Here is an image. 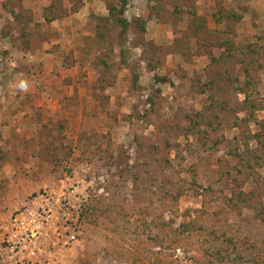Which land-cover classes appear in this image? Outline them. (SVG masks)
<instances>
[{
  "label": "rangeland",
  "instance_id": "rangeland-1",
  "mask_svg": "<svg viewBox=\"0 0 264 264\" xmlns=\"http://www.w3.org/2000/svg\"><path fill=\"white\" fill-rule=\"evenodd\" d=\"M2 18L0 205L79 180L84 235L60 264H264V0H0ZM70 29L95 32L78 98L47 94L50 70L26 52L62 55Z\"/></svg>",
  "mask_w": 264,
  "mask_h": 264
},
{
  "label": "built area",
  "instance_id": "built-area-1",
  "mask_svg": "<svg viewBox=\"0 0 264 264\" xmlns=\"http://www.w3.org/2000/svg\"><path fill=\"white\" fill-rule=\"evenodd\" d=\"M85 190L70 175L28 194L0 236V263L60 264L81 241Z\"/></svg>",
  "mask_w": 264,
  "mask_h": 264
},
{
  "label": "crops",
  "instance_id": "crops-1",
  "mask_svg": "<svg viewBox=\"0 0 264 264\" xmlns=\"http://www.w3.org/2000/svg\"><path fill=\"white\" fill-rule=\"evenodd\" d=\"M16 10H19V9H16ZM20 10H21V8H20ZM81 13H82V11L80 10V11L75 12L72 15L70 14L67 18L65 17L63 20L56 19V20H53L51 23L54 24V27H56V25H55V23H56V24H58L57 25L58 27L64 28L63 27L64 24H72V18H80V20L86 19L83 15H81ZM3 19L4 18H2L0 20V22H2ZM65 20H69V23H66L67 21H65ZM90 20L92 22L91 17H90ZM37 21L40 23H42V22L45 23L46 22L45 16H43V14L41 16H38ZM93 22H94V20H93ZM71 30L72 29L69 30V32L71 33L70 35L71 36L76 35V36H74V37L72 36L70 38V44L68 46H63L62 49H61V47L59 49L57 47H55L53 49L55 51L60 50L59 53L62 55L54 57L51 54V51H48V49L45 50V48L44 49L41 48L42 50H37L36 52L35 51L32 52L31 50L26 51V49L25 50L22 49V52L26 51L33 57L34 56L35 57L40 56L41 62L46 63L45 69L49 68L50 71L48 73H50V74H48V76L50 77L51 81H49L48 79H43V80H45V85H44L43 90H45V92L47 94H51V95H54L55 93H59L60 94L59 96L62 95L63 98H64L63 94H66V93H70L71 95L74 94L75 97H77V98L80 95H83V93L89 95L90 90H91L90 88H94V86H92L94 81H93L92 77L90 76V74L94 72V69L96 66L93 62H91L90 60H88V58H85V57L88 56V54H89V46H88L89 40L90 39L94 40L95 32H90V33L86 32L87 35H84V36H89L86 38V40H87V43H86V42H82L83 37H79L80 36L79 32L74 31V33H73V31H71ZM83 34H81V35L83 36ZM54 38L60 39V37L58 35H55ZM40 51H41V53H40ZM26 52H24V53H26ZM34 53H36V54H34ZM64 53L66 54V56L69 54H72V56H71L72 63L70 64V66H66V64L64 63V58H66V57H64ZM44 72H45V70H44ZM44 72H42V74ZM58 73H60V76L58 75ZM42 74H41V76H42ZM61 74H62V77H61ZM66 81H68V83ZM41 82H42V80H41ZM39 86H40V84H39ZM83 87L86 88V90H83ZM56 89H58L57 92H55ZM79 93H80V95L78 96ZM88 95H86V98L89 97ZM62 99H59V102H61ZM78 100H77V102H78ZM49 112H54V111H49ZM45 114L47 115L46 111H45ZM31 116H34V115L30 114L29 118ZM50 116H52V115H47L44 117L47 118ZM41 123H42L41 126L44 127V125L49 124L50 122L48 121V123H47L43 119V121ZM52 137L53 136L52 135L50 136L48 132H45L42 134L43 141L46 144H48V145H46L47 147L53 148L54 143H56ZM54 151H56V150H54ZM36 188L38 189L40 187H36ZM36 188L33 191L37 190ZM19 191H20V193L17 195L18 200L15 202L16 204L21 203V201H19V200H20V198L23 197V195H25V197H26L28 194H30L32 192L31 191L29 193V191H28V193H27L25 188L19 189ZM0 196H2V192H0ZM12 212H13V208H11V207L6 208V207H2V205H0V216L4 215L5 217H7V219L0 225V227L3 228L7 224ZM0 264H3V263H0Z\"/></svg>",
  "mask_w": 264,
  "mask_h": 264
},
{
  "label": "trees",
  "instance_id": "trees-1",
  "mask_svg": "<svg viewBox=\"0 0 264 264\" xmlns=\"http://www.w3.org/2000/svg\"><path fill=\"white\" fill-rule=\"evenodd\" d=\"M103 1L106 2L107 0H103ZM111 10H112V8L109 9V13L111 12ZM121 23L124 26L126 24L125 21H121ZM256 108H259V107H256V105H254L253 101H251V102L248 101V105L245 107V110L251 109V114H253V112H255L253 109H256ZM261 109H264V105H261ZM60 128L62 129L63 127L60 126ZM60 128H59V132L61 131ZM190 225H191V223H183L179 229L174 230L175 231V239L173 240V242L175 244V249L178 250L181 248H185V246H187V244H189L191 242L192 237H190L191 235H189V233H190L189 228L191 227ZM193 226L196 229V226L195 225H193ZM217 255L224 257L225 253H217ZM161 257H162L161 259L164 258V261H160V262L165 264V256L161 255ZM171 258H172V255H171ZM173 258L174 259L167 261L168 263H166V264H177V261H178L177 258H175V256ZM169 259H170V257H169ZM227 260H228V258H227ZM193 262H194V264H215L213 260L209 259L207 256H204L203 254H201L200 256H195L193 258ZM218 263L219 264H234L235 262L230 263V262H226L225 260L219 259Z\"/></svg>",
  "mask_w": 264,
  "mask_h": 264
},
{
  "label": "clouds",
  "instance_id": "clouds-1",
  "mask_svg": "<svg viewBox=\"0 0 264 264\" xmlns=\"http://www.w3.org/2000/svg\"><path fill=\"white\" fill-rule=\"evenodd\" d=\"M20 89L27 91L28 84L26 81H21L20 84L18 85Z\"/></svg>",
  "mask_w": 264,
  "mask_h": 264
}]
</instances>
